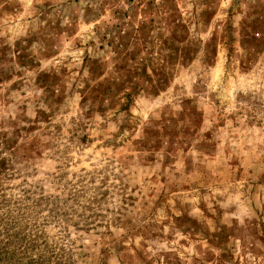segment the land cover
Instances as JSON below:
<instances>
[{
    "label": "rangeland",
    "instance_id": "rangeland-1",
    "mask_svg": "<svg viewBox=\"0 0 264 264\" xmlns=\"http://www.w3.org/2000/svg\"><path fill=\"white\" fill-rule=\"evenodd\" d=\"M0 264H264V0H0Z\"/></svg>",
    "mask_w": 264,
    "mask_h": 264
}]
</instances>
